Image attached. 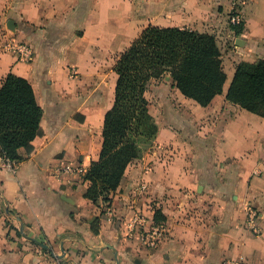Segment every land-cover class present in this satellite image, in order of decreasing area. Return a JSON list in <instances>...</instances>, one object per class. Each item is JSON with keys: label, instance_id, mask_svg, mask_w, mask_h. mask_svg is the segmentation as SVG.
I'll list each match as a JSON object with an SVG mask.
<instances>
[{"label": "crops", "instance_id": "0c3cea01", "mask_svg": "<svg viewBox=\"0 0 264 264\" xmlns=\"http://www.w3.org/2000/svg\"><path fill=\"white\" fill-rule=\"evenodd\" d=\"M236 5L240 35L229 22ZM150 24L214 34L218 45L226 35L231 69L205 107L169 75L160 80L171 90L150 97L151 85L157 137L107 207L85 197L90 183L76 168L88 170L102 149L115 97L112 56ZM8 31L34 56L24 62L0 48V86L9 73L28 79L43 117L17 170L0 168V264H264V118L226 98L235 61L264 59V0H0V39ZM177 128L186 130L182 140ZM248 205L260 212L257 232L247 226ZM155 208L167 233L149 248L142 231L155 225Z\"/></svg>", "mask_w": 264, "mask_h": 264}, {"label": "trees", "instance_id": "16d2710c", "mask_svg": "<svg viewBox=\"0 0 264 264\" xmlns=\"http://www.w3.org/2000/svg\"><path fill=\"white\" fill-rule=\"evenodd\" d=\"M243 26L231 25L236 35ZM113 70L115 97L105 114L102 149L83 176L90 183L85 197L94 203L102 200L107 207L129 164L157 137L158 124L146 96L153 82L169 75L183 96L205 107L223 92L227 80L216 36L177 26L145 27L116 59ZM226 98L264 118V59L237 64ZM42 117L32 84L9 73L0 86V156L22 161L21 148L30 154L33 140L42 135ZM154 221H166L160 208H155Z\"/></svg>", "mask_w": 264, "mask_h": 264}, {"label": "built area", "instance_id": "2783aa9c", "mask_svg": "<svg viewBox=\"0 0 264 264\" xmlns=\"http://www.w3.org/2000/svg\"><path fill=\"white\" fill-rule=\"evenodd\" d=\"M231 25H239L243 22V16L240 10L239 5L234 6L233 11L229 18ZM2 47H5V49L13 50L14 53L17 54L19 60L21 61H30L33 59V53L31 48L28 44L24 42H15L12 41L11 44L9 43H0ZM73 73H75L73 69ZM20 161L10 159L8 157L0 156V168L7 169L10 171H15L19 167ZM67 171L74 172L75 169L67 168ZM76 172H79L81 174H85L87 170L79 166L76 168ZM106 213L111 217L112 210L110 208H107ZM260 217V212L257 207L248 205L246 209V223L249 229L256 230L255 222ZM137 221L139 224H141L143 227L145 226V220L141 217H137ZM142 234V242L149 248H155L164 238V236L167 233V226L165 223L155 224L152 228L149 230L143 229ZM257 232V231H255ZM237 264H244L243 259L239 260Z\"/></svg>", "mask_w": 264, "mask_h": 264}, {"label": "rangeland", "instance_id": "374dc122", "mask_svg": "<svg viewBox=\"0 0 264 264\" xmlns=\"http://www.w3.org/2000/svg\"><path fill=\"white\" fill-rule=\"evenodd\" d=\"M230 22V21H229ZM8 29L9 30H11V31H13V29H10L9 27H8ZM218 34V33H217ZM137 36V35H136ZM136 36L133 38V39H135L136 38ZM218 36V41H219V47L221 48V51H223V57H225V61H226V64H225V72L227 73V72H229V70L231 69V63H230V60H228V59H230V58H227V50L226 49H228L229 47L231 48V46L230 45H227V43H226V41H227V37H226V35H224V34H222V33H220V34H218L217 35ZM12 41H15V42H24L23 40H21V39H19V38H17V36L13 33V32H6V33H4V34H1V39H0V43H9V44H11L12 43ZM24 43H26V42H24ZM27 44V43H26ZM29 45V44H28ZM233 45H235V43L233 42ZM29 47H30V45H29ZM0 48L2 49V50H4V51H11V52H13V50H10V49H5V47H2L1 45H0ZM31 48V47H30ZM31 50H32V48H31ZM123 51H116V53L112 56V58H114V60L116 61V59L120 56V54L122 53ZM32 53H33V50H32ZM33 56H34V53H33ZM227 58V59H226ZM19 59V58H18ZM113 59H111V68H110V79H111V75H113V74H115L114 73V71H113V65H115L114 63V61H112ZM21 61V60H20ZM31 61V60H30ZM242 62V61H244V60H241V59H239V60H236L235 62L237 63V62ZM255 61H257V60H255ZM254 61V62H255ZM26 62H29V61H26ZM248 62H250V61H248ZM251 62H253V61H251ZM228 64V65H227ZM226 65H227V67H226ZM230 66V67H229ZM71 73H70V76L71 77H76V75H77V71L74 69V71H75V73H73V68L71 69ZM116 75V74H115ZM116 78H117V75L115 76ZM163 84V80H156L155 82H153V87H152V92L149 94L150 95V97H153V95L155 94V91L157 92L158 90H160V89H162V88H165V89H170L171 90V88L168 86V88L167 87H165V86H163L162 84ZM169 84V83H168ZM172 92H174V94L176 95V92L175 91H172ZM174 102L176 103V101L174 100ZM177 104V103H176ZM183 106L185 107L186 105H185V102H184V98L182 97V96H180V101H179V103H178V108L179 109H183ZM159 112H160V110L159 109H157V107L156 106H153L152 107V113H153V115H159ZM167 126V128H171V126H169V125H166ZM177 130H179V132H180V134H181V140L184 138V135H185V133H186V130L184 129V130H181V129H179V128H177ZM193 130L194 131H196V129L195 128H193ZM199 131H202V129L201 128H199ZM184 134V135H183ZM198 135H200V134H198ZM197 135V136H198ZM148 148H150L147 144H145V145H143V149H145V150H147Z\"/></svg>", "mask_w": 264, "mask_h": 264}, {"label": "water", "instance_id": "95a60500", "mask_svg": "<svg viewBox=\"0 0 264 264\" xmlns=\"http://www.w3.org/2000/svg\"><path fill=\"white\" fill-rule=\"evenodd\" d=\"M12 24V25H11ZM8 25V27L10 28V29H14V25H13V22L11 21L10 23H8L7 24Z\"/></svg>", "mask_w": 264, "mask_h": 264}]
</instances>
